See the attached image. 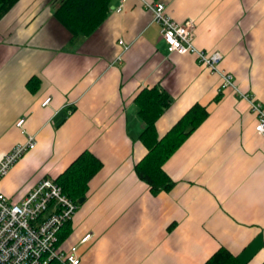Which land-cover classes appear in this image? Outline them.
<instances>
[{
	"label": "crops",
	"instance_id": "1",
	"mask_svg": "<svg viewBox=\"0 0 264 264\" xmlns=\"http://www.w3.org/2000/svg\"><path fill=\"white\" fill-rule=\"evenodd\" d=\"M143 1L162 2L177 22L191 18L194 46L221 53L236 91L192 54L169 51ZM117 2L74 44L53 0H17L0 18V156L35 141L0 178V192L18 202L88 150L102 165L58 243L76 245L79 264H203L218 248L238 264H261L264 136L239 92L264 105V0H126L114 12ZM150 86L170 97L159 135L191 104L207 111L163 163L173 183L155 195L133 170L145 151L133 98Z\"/></svg>",
	"mask_w": 264,
	"mask_h": 264
},
{
	"label": "built area",
	"instance_id": "2",
	"mask_svg": "<svg viewBox=\"0 0 264 264\" xmlns=\"http://www.w3.org/2000/svg\"><path fill=\"white\" fill-rule=\"evenodd\" d=\"M125 2L126 0H118L113 7L114 12H120ZM143 5L158 25L159 36L169 51L192 54L197 63L219 75L222 88L236 90L231 74L219 68L221 53L213 51L207 54L194 46V22L191 18L182 22L173 20L162 2L143 1ZM239 94L247 101L249 110L254 115V131L264 136V105L249 93ZM48 101L49 98H46L42 105ZM22 122L23 118H19L15 126L21 127ZM34 146L33 136H27L24 143L15 144L2 154L0 178L25 151ZM76 208L77 204L48 177L39 179L18 202L10 201L0 192V264H46L51 259L60 264H79L76 245L64 251L55 246L59 231L70 220ZM89 237L90 233L84 234L79 243H84Z\"/></svg>",
	"mask_w": 264,
	"mask_h": 264
},
{
	"label": "trees",
	"instance_id": "3",
	"mask_svg": "<svg viewBox=\"0 0 264 264\" xmlns=\"http://www.w3.org/2000/svg\"><path fill=\"white\" fill-rule=\"evenodd\" d=\"M16 1L0 0V18ZM53 2L55 3L53 16L68 31L69 43L74 44L77 40L89 36L105 19L111 0H53ZM36 82L35 77L28 80L27 86L30 90H34L33 86ZM215 100H218V96ZM133 101L142 122L138 139L145 149L144 154L134 163L133 170L137 178L148 185L150 193L155 195L160 191L168 190L173 183L163 171V163L205 119L207 111L203 105L193 103L164 133L159 135L155 129V121L169 105L170 97L158 87L150 86L141 88L135 94ZM101 165V161L95 155L83 150L53 178V181L78 206L77 199L85 196L88 181ZM63 235L64 232L58 233L56 247ZM46 264L60 263L51 259ZM203 264H238V262L234 254L224 248H218Z\"/></svg>",
	"mask_w": 264,
	"mask_h": 264
},
{
	"label": "rangeland",
	"instance_id": "4",
	"mask_svg": "<svg viewBox=\"0 0 264 264\" xmlns=\"http://www.w3.org/2000/svg\"><path fill=\"white\" fill-rule=\"evenodd\" d=\"M184 20H185V19H184ZM181 22H182V21H181ZM67 32H68V31H67ZM69 37H70V36H69ZM220 61H221V60H220ZM220 61H219L218 65L220 64ZM219 68H220V66H219ZM206 70H208V71L210 72V70H209L208 68H206ZM211 73H215V72H211ZM228 73H229V72H228ZM231 77H232V76H231ZM231 79H233V78H231ZM233 82H234V80H233ZM234 84H235V82H234ZM235 88H237L236 85H235ZM230 89L233 90L232 88H230ZM233 91H236V90H233ZM242 99H243V98H242ZM44 100H45V99H44ZM42 102H43V101H42ZM48 102H49V101H48ZM48 102H47V103H48ZM47 103H46V104H47ZM46 104H45V105H46ZM41 105H42V103H41ZM42 106H44V105H42ZM249 111H250V110H249ZM250 112H251V111H250ZM251 113H252V112H251ZM17 120H18V119H17ZM17 120H16V121H17ZM253 126H254V124H253ZM253 130H254V129H253ZM255 133H256V132H255ZM257 134H258V133H257ZM11 201H12V202H15L14 200H11Z\"/></svg>",
	"mask_w": 264,
	"mask_h": 264
},
{
	"label": "water",
	"instance_id": "5",
	"mask_svg": "<svg viewBox=\"0 0 264 264\" xmlns=\"http://www.w3.org/2000/svg\"><path fill=\"white\" fill-rule=\"evenodd\" d=\"M83 199H84V197H79V198L77 199V203H78V204L81 203V202L83 201Z\"/></svg>",
	"mask_w": 264,
	"mask_h": 264
}]
</instances>
